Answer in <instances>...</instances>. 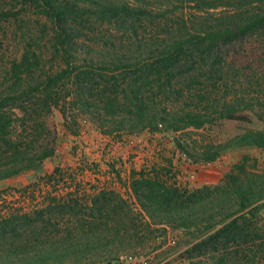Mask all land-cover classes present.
I'll return each instance as SVG.
<instances>
[{
  "label": "trees",
  "instance_id": "1",
  "mask_svg": "<svg viewBox=\"0 0 264 264\" xmlns=\"http://www.w3.org/2000/svg\"><path fill=\"white\" fill-rule=\"evenodd\" d=\"M157 1L161 6L163 1ZM167 1H170L172 7L176 6L172 0ZM256 1L264 2L238 0L232 11L228 9L222 15H213V21L197 23L194 21V14L185 20L181 17L174 33L167 31L148 42L145 39H130V34L135 33V20H146L159 12L153 11L154 7H149L153 4L152 0H23V4L35 7L37 14L45 16L56 27L58 50L64 58V66L57 73L47 75L40 82L20 90L23 75L32 72L39 60L34 51L26 48L19 61L11 66L10 73L14 80L0 94V111L9 102L35 94L42 96L38 97L40 108L48 110L51 103L56 104L59 100V97L53 96L56 94L52 92L53 87L63 79H68L72 84V96L79 108L88 112L95 122L103 125L110 117L116 130L122 128L128 132L143 130L151 135L156 132L172 135L173 146L170 153L159 148L157 159L155 157L150 163L140 167L130 165L127 183L139 208L149 221L183 228L186 234L194 237L195 241L187 250L189 254L196 252L204 256L208 250L217 249L212 255L219 257L215 253L220 251L221 257L217 259L221 264H248L252 259H241L238 256L240 253L245 255L250 247L245 250L241 247L243 243L236 241L248 245L251 232L245 225L239 224L238 220H246L247 214L255 217L264 206V172L248 170L245 167L247 157L244 156L242 161L234 164L226 173L220 185L214 188L203 186L190 191L179 184L173 158L175 154H179V158L184 157L191 164L213 162L223 150L244 139H250L254 145L264 148V128L250 129L226 143L208 145L200 151H194L188 148L183 137L187 131L191 128L199 129L220 118H235L237 115H233V105L211 98V89L196 93L195 97L186 95L187 98L192 97L191 99L197 97L190 102L192 105L183 104L186 107L161 102L162 96H165V100L167 94L181 93V89L172 86L171 79L175 77L172 68L178 66L182 56L192 57L193 62L196 58L204 61L206 58L217 57V49L221 45L264 29V7L253 5ZM222 2L225 1L196 0V8L212 14L209 10L217 8ZM80 3L85 6L81 7ZM13 7L14 4L9 9L0 8V18L14 15ZM85 15L101 16L109 22L122 24L124 30L120 41L128 39V42H123L118 47L119 52H114V43L104 40L102 36L86 39L88 45L84 41L79 43L84 30L82 22ZM158 16H164V13L159 12ZM85 46L90 50L86 51ZM124 49L127 51L123 52ZM108 71L113 75L101 76L102 72ZM121 71V78L114 75V72ZM97 75L101 76L103 85L98 81L93 82ZM167 86L170 88L167 89ZM119 115L121 117L118 119L116 116ZM33 116L29 115L26 122L30 138L39 133L35 138L37 141L43 126ZM9 126L10 118L0 115V137L6 134ZM20 145V142L14 144L12 165L7 169L0 168V179L32 168L41 159L52 154V149L42 146L28 157L26 153L29 145L26 146L27 150ZM55 170L59 171L58 168ZM117 176L118 179L121 178L119 174ZM103 194L102 191L100 196L92 200L86 213V206L81 205L76 198H52L45 207L49 216L48 223H51V213L61 212L65 215L66 210H69L68 215L72 219L79 221V224L65 231L50 230L48 226L39 227L37 221L31 217L33 213H24L20 209L5 214L1 212L0 264H65L68 261L79 264L83 259H89L92 254L111 251L106 245L88 237L95 230L106 231L104 239L108 238L113 242L119 234L121 226L115 217L108 221L110 209H107L108 203L102 198ZM217 215L218 220L215 219ZM229 218L232 219L228 220ZM112 220L116 223L110 225ZM57 221L56 219L50 225H58ZM218 224L221 226L216 228ZM190 228H194V231H189ZM28 230H31V234ZM229 242H235L237 246L233 248V252H228ZM218 245L222 246L221 249H218ZM235 256L237 260L234 259Z\"/></svg>",
  "mask_w": 264,
  "mask_h": 264
},
{
  "label": "rangeland",
  "instance_id": "2",
  "mask_svg": "<svg viewBox=\"0 0 264 264\" xmlns=\"http://www.w3.org/2000/svg\"><path fill=\"white\" fill-rule=\"evenodd\" d=\"M162 1L160 6V2L152 0L153 4L149 7H154L153 11L163 12L164 16H158L157 12L149 19H142L139 22L135 20L136 34L131 33L130 39H145L149 42L167 31L174 33L181 17L185 20L193 14L197 23L204 20L213 21V15H222L228 9L232 11L238 3V0H223L225 2L220 3L217 8L209 10L212 14H207V11H199L196 8V0H172L176 4L173 7L169 4L170 1ZM256 2L253 5L264 7V2ZM13 4L12 12L15 14L8 18H0V94L4 93L6 86L14 80L10 73L11 66L19 61L26 48L34 51L39 60L32 72L23 75L20 90L27 85L40 82L47 75L57 73L64 66L53 23L45 16L37 14L35 7L23 4V0L18 2L0 0V8L9 9ZM80 5L85 6L82 3ZM82 24L83 37L81 36L79 43L84 41L85 45H88L86 39L102 36L104 40L114 43L113 51L116 52L123 42H128V39L120 41L124 29L122 24L117 22H109L101 16L85 15ZM129 30L132 31L131 28ZM85 49L90 50L86 46ZM217 50L220 57L217 55L204 61L196 58L193 62L192 57L182 56L178 66L172 68L175 77L171 79L172 86L181 89V93L167 94L165 100V96H162L163 104L184 106L183 104H189L197 99V97L191 99L196 93L211 89V98L233 105V115H237L235 118H220L199 129L191 128L187 131L183 137L188 148L194 151H200L208 145L226 143L250 129L264 128V29L238 37L231 43L221 45ZM80 61L82 64V60ZM122 73L114 72V75L121 78ZM102 75L108 77L113 74L108 71L102 72ZM101 76L97 75L93 82L98 81L103 85ZM71 85L70 80L63 79L53 87L52 92H56L53 96L59 97V100L56 104L51 103L48 110L40 108L38 97L42 96L35 94L24 97L26 99L9 102L0 111V115L10 118L11 121L6 134L0 137V168L7 169L12 165L15 143L20 142L22 144L20 147L26 150V146L29 145V151L26 153L28 157L42 146L52 149V154L41 159L36 166L0 179V213L20 209L24 213H33L31 217L37 221L39 227L48 226L50 230L65 231L79 224V221L72 219L68 215L69 210L64 209L65 215L61 212L51 213V223H48L49 216L45 207L50 200L76 198L81 205L86 206L84 209L86 213L89 211L87 206L103 191L102 198L108 203L107 209H110L107 211L108 221L115 217L121 226L119 234L113 242L108 238L104 239L106 231L95 230L94 234L88 235L90 239H96L97 243L106 245L111 251L104 250L92 254L89 259L85 258L86 260L83 259L79 264L99 262L124 251L140 250L150 253L160 249L169 237L174 239L173 249L183 250L194 264H221L217 259L221 257L220 251L215 253L219 257L215 258L212 255L217 249L208 250L204 256L196 252L189 254L187 250L195 240L186 234L185 229L149 221L128 187L130 165L140 167L142 164L150 163L157 156L159 148L165 153H170L173 136L162 132L151 135L143 130L133 132L122 128L116 130L110 117L107 118L108 122L99 124L88 112L79 108L72 96ZM101 85L99 87H102ZM168 88L170 87L167 86ZM154 91L159 93L157 90ZM186 95L192 97L187 98ZM121 99L122 96L120 101ZM203 105L204 103L201 106ZM29 115H34L33 119L43 126V130L40 129L42 134L37 141L35 138L39 133L34 134V138L29 137L30 130L26 122ZM116 117L119 119L121 115ZM123 151L126 152L125 156L122 155ZM178 156L180 157L179 154H175L173 158L176 177L179 184L190 191L203 186L214 188L220 185L226 173L234 164L242 161L244 156L247 157L245 167L248 170L264 172V148L254 145L250 139L234 143L223 150L213 162L191 164L184 157ZM56 168L59 171L55 170ZM117 174L120 175V179ZM60 215L63 217L60 218ZM218 218L219 215L215 217L216 220ZM56 219L58 225H50ZM230 219L232 218L228 220ZM116 221L112 220L109 224L112 225ZM238 223L245 225L251 232L248 245L236 241L243 243L241 247L245 250L250 247L245 255L240 253L238 257L252 259L248 264H264V206L258 210L255 217L247 214L246 220L239 219ZM220 226L221 224H218L216 228ZM189 231H194V228H190ZM28 232L31 234V230ZM221 247L218 245V249ZM234 247H237L235 242H229L228 252L234 250ZM234 259L237 260L236 256ZM65 264L74 263L68 261Z\"/></svg>",
  "mask_w": 264,
  "mask_h": 264
},
{
  "label": "built area",
  "instance_id": "3",
  "mask_svg": "<svg viewBox=\"0 0 264 264\" xmlns=\"http://www.w3.org/2000/svg\"><path fill=\"white\" fill-rule=\"evenodd\" d=\"M122 155L125 156L126 152L123 151ZM174 243V239L169 237L156 251L150 253L140 250L124 251L102 261L88 264H193V260L187 257L183 250L173 249ZM160 252L161 255H159Z\"/></svg>",
  "mask_w": 264,
  "mask_h": 264
}]
</instances>
